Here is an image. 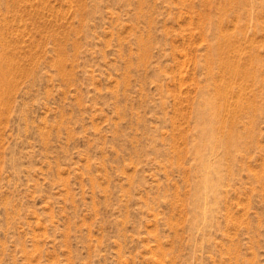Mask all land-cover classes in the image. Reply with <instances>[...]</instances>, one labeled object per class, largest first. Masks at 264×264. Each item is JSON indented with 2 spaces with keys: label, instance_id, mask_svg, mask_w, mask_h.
I'll return each instance as SVG.
<instances>
[{
  "label": "rangeland",
  "instance_id": "1",
  "mask_svg": "<svg viewBox=\"0 0 264 264\" xmlns=\"http://www.w3.org/2000/svg\"><path fill=\"white\" fill-rule=\"evenodd\" d=\"M0 264H264V0H0Z\"/></svg>",
  "mask_w": 264,
  "mask_h": 264
}]
</instances>
